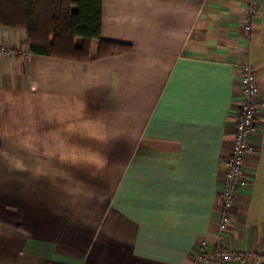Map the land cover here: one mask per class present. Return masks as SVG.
<instances>
[{"label":"crops","instance_id":"crops-1","mask_svg":"<svg viewBox=\"0 0 264 264\" xmlns=\"http://www.w3.org/2000/svg\"><path fill=\"white\" fill-rule=\"evenodd\" d=\"M100 36L130 47L51 57L0 27V264H196L215 243L242 61L264 96V0H101ZM245 168L224 241L253 257L203 264H264V149Z\"/></svg>","mask_w":264,"mask_h":264},{"label":"trees","instance_id":"trees-1","mask_svg":"<svg viewBox=\"0 0 264 264\" xmlns=\"http://www.w3.org/2000/svg\"><path fill=\"white\" fill-rule=\"evenodd\" d=\"M0 27L22 30L34 54L84 60L128 49L101 39V0H0Z\"/></svg>","mask_w":264,"mask_h":264},{"label":"built area","instance_id":"built-area-1","mask_svg":"<svg viewBox=\"0 0 264 264\" xmlns=\"http://www.w3.org/2000/svg\"><path fill=\"white\" fill-rule=\"evenodd\" d=\"M256 14L254 4H249L243 12L245 21L242 23V30L246 37H249L252 31L250 18ZM11 52L9 46L0 43L1 55H10ZM236 80L239 104L233 123V143L229 152L222 157L224 171L221 185L216 193L220 202V214L216 220L217 235L210 250L196 255L194 259L196 264L253 257L248 250L227 248L224 241L232 225L236 195L240 191L247 190L251 183V176L245 168L246 160L258 149H264V96L260 95V85L254 65L247 60L242 61ZM257 113L262 116V122L259 125H256ZM257 128L258 131H256ZM199 244L202 248L207 246L205 240Z\"/></svg>","mask_w":264,"mask_h":264},{"label":"rangeland","instance_id":"rangeland-1","mask_svg":"<svg viewBox=\"0 0 264 264\" xmlns=\"http://www.w3.org/2000/svg\"><path fill=\"white\" fill-rule=\"evenodd\" d=\"M96 42H97V41H96V40H94V41H93V43H92V46H91V49H92V51H94V50H95V45H96Z\"/></svg>","mask_w":264,"mask_h":264}]
</instances>
